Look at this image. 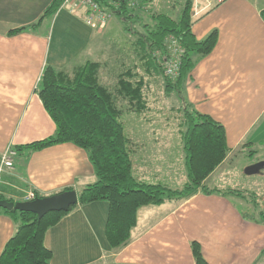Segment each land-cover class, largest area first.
<instances>
[{
    "label": "crops",
    "instance_id": "0c3cea01",
    "mask_svg": "<svg viewBox=\"0 0 264 264\" xmlns=\"http://www.w3.org/2000/svg\"><path fill=\"white\" fill-rule=\"evenodd\" d=\"M37 6L39 0H0V154L7 147L18 150L55 133V121L39 94L43 70L48 65L63 69L86 63L89 60L80 62V58L100 36V30L87 23L84 8L67 4L46 18V29L44 21L32 30L9 35L11 29L39 21ZM194 6L195 37L203 40L217 30L218 40L187 79L185 99L225 127L229 155L241 145L245 146L243 151L254 148L261 154L264 0H224L212 6L198 0ZM131 57L130 64L120 55L104 61L105 66H111V75L104 76L105 80L111 77L117 81L119 73L136 65L138 61ZM100 79L107 86L116 83L112 80L106 84ZM146 81L150 100L151 89L161 80L150 76ZM169 128L166 123L154 128L137 124L130 129L133 173L140 180L148 182L141 164L155 161L146 158L148 143H163ZM178 133L181 138L179 126ZM19 155L0 187V194L14 201L27 200L30 191L50 196L72 188L79 194L97 180L87 152L70 142L35 151L29 157ZM109 209V202L104 200L78 205L51 227L45 236V245L53 253L51 264H195L194 242L201 245L208 264H264V221L245 217L241 204L229 195L198 191L179 202L141 207L131 242L117 252L106 236ZM16 230L15 220L0 213V256Z\"/></svg>",
    "mask_w": 264,
    "mask_h": 264
},
{
    "label": "trees",
    "instance_id": "16d2710c",
    "mask_svg": "<svg viewBox=\"0 0 264 264\" xmlns=\"http://www.w3.org/2000/svg\"><path fill=\"white\" fill-rule=\"evenodd\" d=\"M95 1L108 11L109 18L118 15L142 23L143 31L132 42L129 54L136 58L137 64L119 73L113 86L101 82L102 63L99 61H88L63 69L46 66L40 78L39 94L55 121L56 131L45 139L17 148L21 156L29 157L33 152L52 145L73 143L87 152L97 180L79 192L77 204L68 211H51L41 219L30 211L0 207V213L9 214L17 223L16 233L0 256V264H51L53 253L45 245L48 230L78 205L95 201L104 200L110 204L106 236L114 252L131 242L141 207L167 201L179 202L198 191L242 198L250 206L241 208L244 216L264 221V211L253 207L258 204L256 194L252 193L249 199L247 195L251 193L244 189L212 187L207 181L227 157L229 148L225 127L211 116L197 111L185 99L187 79L197 62L213 50L218 40L217 30L203 40L195 37L192 31L195 0H185L178 17L157 10L156 0H142L139 6L131 9L125 2L116 6L112 0ZM63 4L65 0H53L37 23L11 29L8 34L14 35L40 26ZM261 16L264 20V10ZM171 38L177 39L184 48L179 75L175 78L167 75L164 67ZM150 76L161 79L164 92L168 95L176 92L182 101L178 126L188 174V181L182 188L175 189L165 183H148L133 173L134 144L121 120L125 109L119 103L126 102L127 110L137 114H145L151 109L146 81V77ZM243 147L241 145L237 151H243ZM252 152L255 154L257 150ZM69 190L72 188L64 191ZM34 193L36 197H45L36 191ZM0 199L14 201L1 194ZM192 248L195 264H208L201 245L194 242Z\"/></svg>",
    "mask_w": 264,
    "mask_h": 264
},
{
    "label": "rangeland",
    "instance_id": "374dc122",
    "mask_svg": "<svg viewBox=\"0 0 264 264\" xmlns=\"http://www.w3.org/2000/svg\"><path fill=\"white\" fill-rule=\"evenodd\" d=\"M51 2L52 0H39V7L37 6L39 9V19ZM156 2L157 10L178 17L184 6L185 0H156ZM208 5L212 6L213 4L209 3ZM44 21L43 27L46 29L49 20L45 19ZM126 26H130L131 28L127 29ZM98 29L100 30L99 38L93 40V46L87 54L80 58V62L95 60L102 63L100 68L102 81L106 84H112L108 82L112 80L115 82L116 79L110 77L108 82L105 80V77L111 75V66H105L104 61L120 55L126 56V63L130 64L131 58L129 54H131L132 42L137 39L139 33L143 31L142 23L114 15L105 22L103 27H99ZM116 70L117 67L115 66L113 73H116ZM151 91V101H149L152 109L151 112L146 113V115L137 116L136 113L127 110L126 102H121L119 105L125 109L124 114L121 116V120L124 122L125 130L129 135L132 126L135 127L137 124L151 125L154 128L168 123L170 128L167 133L164 132L167 137L165 141H163V143L150 141L145 150L146 158L155 159V161L152 162V164H141L140 168L144 180L148 182L156 183L158 181H163L172 188H182L188 181L185 165L186 154L178 133L179 109L182 105V101L176 92L169 95L164 92L162 80L161 82H156ZM252 150H254V148H249L243 152L235 151L230 155L228 154L223 162L213 171L215 172L218 169L214 176L210 178L209 184L222 187L223 189L229 187L244 189L248 191V193H251L247 195L249 199L252 198V193L256 194L255 200L258 204L253 207L257 208L258 211H264V167L257 173H247L249 166L263 161L264 152L261 154L260 152L254 154ZM213 172L211 174H213ZM230 197L236 203H240L242 209L250 207L242 198L236 196Z\"/></svg>",
    "mask_w": 264,
    "mask_h": 264
},
{
    "label": "built area",
    "instance_id": "2783aa9c",
    "mask_svg": "<svg viewBox=\"0 0 264 264\" xmlns=\"http://www.w3.org/2000/svg\"><path fill=\"white\" fill-rule=\"evenodd\" d=\"M142 0H112V2L119 6L123 2L131 9L132 7L139 6ZM198 0H195V2ZM205 1L208 4H217L223 2L224 0H200ZM65 4L71 6L74 9H85V19L88 24L93 28L103 27L107 19L109 18V13L107 10L103 9L99 3L95 0H65ZM209 6V5H208ZM193 6V11L195 10ZM169 49L170 52L165 60L164 67L167 75L171 77H177L179 75V70L182 63V57L184 54V48L175 38L169 39ZM19 155V152L14 147H7V149L0 154V187L4 181V176L6 173L12 171L15 168V161ZM34 191H30L27 199H34Z\"/></svg>",
    "mask_w": 264,
    "mask_h": 264
},
{
    "label": "water",
    "instance_id": "95a60500",
    "mask_svg": "<svg viewBox=\"0 0 264 264\" xmlns=\"http://www.w3.org/2000/svg\"><path fill=\"white\" fill-rule=\"evenodd\" d=\"M264 167V160L254 163L247 169L248 174L257 173ZM78 202V193L75 190L64 191L45 197H35L25 201H10L0 199V207L8 210L30 211L38 215L41 219L51 211H68Z\"/></svg>",
    "mask_w": 264,
    "mask_h": 264
}]
</instances>
